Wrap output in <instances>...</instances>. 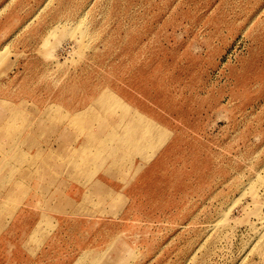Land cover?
<instances>
[{
  "label": "rangeland",
  "instance_id": "obj_1",
  "mask_svg": "<svg viewBox=\"0 0 264 264\" xmlns=\"http://www.w3.org/2000/svg\"><path fill=\"white\" fill-rule=\"evenodd\" d=\"M0 264H264V0H0Z\"/></svg>",
  "mask_w": 264,
  "mask_h": 264
},
{
  "label": "crops",
  "instance_id": "obj_2",
  "mask_svg": "<svg viewBox=\"0 0 264 264\" xmlns=\"http://www.w3.org/2000/svg\"><path fill=\"white\" fill-rule=\"evenodd\" d=\"M63 176V175H62Z\"/></svg>",
  "mask_w": 264,
  "mask_h": 264
}]
</instances>
